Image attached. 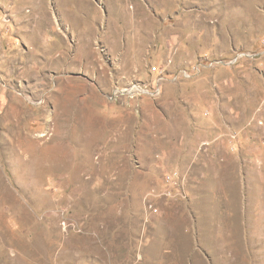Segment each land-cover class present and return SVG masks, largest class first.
I'll use <instances>...</instances> for the list:
<instances>
[{
  "label": "rangeland",
  "instance_id": "rangeland-1",
  "mask_svg": "<svg viewBox=\"0 0 264 264\" xmlns=\"http://www.w3.org/2000/svg\"><path fill=\"white\" fill-rule=\"evenodd\" d=\"M0 264H264V0H0Z\"/></svg>",
  "mask_w": 264,
  "mask_h": 264
},
{
  "label": "built area",
  "instance_id": "built-area-1",
  "mask_svg": "<svg viewBox=\"0 0 264 264\" xmlns=\"http://www.w3.org/2000/svg\"><path fill=\"white\" fill-rule=\"evenodd\" d=\"M129 90H131V93H136L140 90H143L141 87H138V86H132ZM124 91H127V90H124ZM129 92V91H127Z\"/></svg>",
  "mask_w": 264,
  "mask_h": 264
}]
</instances>
